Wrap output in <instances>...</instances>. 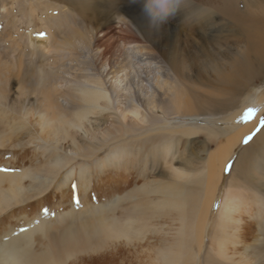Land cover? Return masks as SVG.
I'll use <instances>...</instances> for the list:
<instances>
[{
  "label": "rangeland",
  "instance_id": "374dc122",
  "mask_svg": "<svg viewBox=\"0 0 264 264\" xmlns=\"http://www.w3.org/2000/svg\"><path fill=\"white\" fill-rule=\"evenodd\" d=\"M72 1L79 3L85 0H0V5L4 6L6 11H12L14 14L13 18H6L4 17L6 12L0 11V62L5 63L7 67L6 73L4 72L1 77L3 81L1 91L8 97L9 104L6 106L0 104V139L5 140L0 144V173L8 175V177L12 174H23L25 176L22 183L27 186L32 182L30 174L39 171L46 175V171L54 164V159L59 158V163L62 165L60 173L58 172L56 176L53 175L55 179L52 176V179L46 181L47 188L44 187L41 195L28 200L25 202L26 204L22 203L20 206L17 204L0 211V247L6 239H8L6 242L20 239V234L33 230L44 221H56V219L58 221L59 218L66 215L65 213L70 215H67L68 219L79 220L86 216L91 209L103 203L106 198L112 196L115 188L121 193H125L137 190L146 182L160 183L162 186L164 183H169L178 187V191L186 199L183 213L181 216L178 215L179 219L167 223L168 228H174L172 233L167 236H171L177 242V245L172 247L173 252L170 254L169 264H172L174 256L176 257L174 264H264V252L261 253L264 250V142H262L264 138L255 142L264 134V128L260 125V120L264 119L263 105L255 109L251 119L242 120L246 110L252 107L254 101L252 92L264 90V77L254 79L252 85L248 86V94L241 95L240 102L247 106L246 109L242 110L243 107L240 106L239 108L226 109L222 113L202 112L197 116L189 115L200 111L196 107L197 104L206 103L209 98L216 95L220 96L215 88L217 78L212 71L215 64L222 65V70L227 69L230 75L236 74V79L240 77V71L237 72L240 62V60L238 61L239 53H252L251 45H253L254 37L251 31L255 28L251 26L252 28L248 32L245 30L246 25L238 24L233 19L228 32L223 31V28L219 32H214L218 26H211L210 30L201 28L197 29L196 33L187 35L182 27L185 28L183 24L194 13L182 8L181 3L178 4L177 0L170 2L150 0V4L149 0H123V2L116 0L119 3L117 5L119 10L111 9L110 0H87L102 11L101 16L111 14V23L108 25L104 23L105 20L100 21L94 18L92 23L87 19V27L97 30L96 36L93 39L89 35V39L91 37L90 48L83 43L80 44L81 48L76 49L75 56L71 58L77 57L78 60H71L64 56L68 50L67 44L64 42V35L56 34L53 26L49 24L52 22L50 21L52 18L53 21L56 18L68 21L66 17L68 13L78 16L77 10L70 7ZM248 1L238 0V10L240 12L250 10L256 14L255 17L264 18V0ZM59 4L62 8H58ZM111 11L114 13L113 15ZM166 12L175 14L173 24L169 31L167 30L168 33L161 28L162 26L158 22H155V19L161 21L162 15ZM121 15H124L128 23L131 22L128 26L114 19V16ZM135 20L147 25L154 22L153 29L161 33L164 40L165 36L172 38L174 48L177 47L178 52L182 53L186 59L189 60L191 53L193 56L200 55L199 60H196L200 72L198 73L197 67L194 66L186 70L180 79L172 77L171 81L164 82L166 89L170 87L167 94L170 112L168 114L160 113L163 116L160 118L162 123H157L153 129L150 128L152 130L149 129L150 131H146L145 126L147 123H151L152 119L140 125V130L135 129L125 135L126 128L113 123L111 113L106 112L107 114L98 115L106 117L107 121L103 128L112 130L114 134L112 137H117L116 134H120L119 136L123 138L118 136V139H112L113 141L110 142L100 138L97 140V145L89 146L81 143L83 140H80V132H78L77 144H79V148L76 147L77 144L72 138V135L77 133L73 128L69 129V134L61 133L57 138L53 129L51 131L50 125L57 117V109L48 101L47 97H44L42 90H29L30 86H34L33 84L36 86V83L32 82L34 80L24 84L25 87L23 86L22 80L26 70L33 71L38 65L40 66V63L46 69L52 68L57 71L58 77L53 86L58 85V91L62 89L72 91L70 89L71 82L67 79L74 78V75L90 76L94 71L88 69L89 64L98 70L106 69L107 72L113 69L115 59L124 58L132 48L138 47L136 49L139 51L151 49V43L146 41L140 33H137ZM67 21L65 24H68L69 21ZM69 25L82 31L81 27L74 22ZM126 27L129 28L130 33L126 32ZM202 34L206 37H202ZM201 38H204L206 42H203ZM208 52L213 53L216 60L208 55L202 56ZM34 60L35 62H33ZM33 65L35 66L33 67ZM151 76L156 77L154 70ZM28 92L29 94H27ZM75 92L77 93V91ZM250 92L251 95H249ZM196 94L197 96H195ZM122 96L121 98L124 99L125 95ZM187 99L191 100L190 107L185 105ZM25 101H27L26 104ZM74 101L80 102V100ZM15 106L17 109L13 108ZM261 108L263 110H260ZM71 109H68L67 112L72 115ZM84 111L82 110V112ZM253 121H255V128L251 129V134H245L242 140L234 145L232 153L234 151L235 153L232 154L233 157L228 164L226 162L230 158L224 159L223 157L228 146L227 143H229L228 140L221 141L218 139L220 137L209 136L208 131L203 128L196 129L192 135L183 132L185 128L188 129L191 126H212L225 137L230 133L239 132ZM85 127L88 128V125ZM114 129H119V132L118 130L114 132ZM12 131H16L21 139L8 140ZM161 133H163V137L160 139L162 141L166 140L164 135L168 134L166 142L142 141L147 135H160ZM94 134L101 137L104 132L100 129ZM246 136H252L251 141L247 144L241 143ZM57 139L59 140L56 142ZM252 143L255 144V147L248 154L247 162L242 166L244 171L237 168L234 170L236 157L238 158L239 153ZM126 150H131L132 154L123 153ZM189 156L193 158L191 167L194 172L185 173L190 170V165L186 164ZM212 156H216L217 168L214 173L215 177L209 185L205 174H207L206 165L212 160ZM223 159L224 163L221 169ZM84 166L86 167L83 168ZM175 167L182 169L184 172L182 177H173L172 169ZM81 168L85 171L83 173L87 174V180L81 178ZM71 170L74 173L72 179L68 181L67 185L61 184L64 176ZM27 176H30L29 179L25 178ZM9 184V181L6 180L1 185L7 188ZM82 190L85 191L84 196H82ZM227 190L230 192V197L231 195L235 196V200L239 204L247 205L253 216L249 214L237 215L232 222H229L231 225L226 230V227H220L222 220L218 209L219 199ZM34 191L39 192L38 189ZM165 194L155 189L153 192L141 193L138 197L136 196L141 203L139 207L136 208L131 198L130 201L122 202L123 205L121 203L122 206L125 205V209H119L120 214L121 211L129 212L131 209L140 208L149 215L153 203L158 198H163ZM212 197L215 201H212ZM87 210L89 211L87 212ZM116 212L118 211L116 210ZM124 212L123 214H125ZM135 215L140 214L135 213ZM35 219L38 220L33 225ZM66 221V219L59 221L60 223L53 231L61 234L65 227H77L82 224L78 221H74V223H66ZM205 223L207 236L202 245L201 234ZM193 233L194 240L192 242L189 238ZM77 237L68 240L66 236L62 237L61 235L60 240H64L65 244L55 245L52 238L44 236L39 231H34L31 240L33 245L30 246L29 242L25 244V251L29 249L30 251H27L28 257L24 258L30 260L29 258L32 259L36 254H44L47 256L45 262L49 261L46 264H150L146 260L149 250H142L143 246H147V241L140 239L128 241L125 236L109 239L102 233L97 234L91 240H85L83 234H79ZM222 242L225 243L224 248L220 246ZM259 254H262V258L258 259Z\"/></svg>",
  "mask_w": 264,
  "mask_h": 264
},
{
  "label": "bare ground",
  "instance_id": "6f19581e",
  "mask_svg": "<svg viewBox=\"0 0 264 264\" xmlns=\"http://www.w3.org/2000/svg\"><path fill=\"white\" fill-rule=\"evenodd\" d=\"M117 1L110 0L111 2L110 5L112 10L120 9L117 6L119 4ZM168 1L170 2L171 0H167V2ZM237 1L238 0H181L180 2L182 8L186 9V11H190L194 13V15H190L186 20L185 24H183L185 25V28L182 27V29L185 30L187 35L196 33L197 29H201V28L209 29L211 28V26H218L215 28L214 32H219L220 29L222 28L223 31L228 32L230 31L229 26L232 24L233 19L236 20L238 24L246 25L245 30L248 32H250L249 30L250 28H252L251 26L255 28V30L251 31L253 32V37H254L253 45H251L252 53L249 52L239 53L238 61L240 60V62L237 66V72L240 71L239 73L240 77L238 79H236L237 78L236 74L230 75L227 72V69L222 70L221 68L222 65L215 64L212 67V71L216 75L215 78H217L215 84V88L217 89L216 92L220 96H225V95L227 96L222 98L216 95L215 97L209 98L206 103L197 104L196 107L200 111L198 113L195 112L189 114L191 116H195V115L197 116L199 113L202 112H206L210 114H212L213 112L222 113L226 109H231L233 107L239 108L240 106L243 107L242 110L246 109L247 106H244V104L240 102L241 95H245L247 93L249 89L248 86L252 85L254 79H256L257 77H262V76L264 77V18L255 17L256 14L254 12H250V10L245 12H240L237 7ZM246 2L249 1L246 0ZM57 6L58 8H62L61 4ZM0 7H1L0 11L6 12L4 17L6 18L14 17L12 11H6L4 6L2 7L0 5ZM70 7L77 10L76 12H78V16L68 13L66 17L69 22L67 20L61 21L58 18L54 19L53 21L52 18L50 20L52 22L49 25L53 26V29L56 34L62 33L64 35V42L67 44L66 46L68 49L65 53L66 55L64 56L66 58L71 59L76 54L75 50L81 48L80 44L83 43L85 44V46L90 48L89 40L91 39V37H93L94 39V37L96 36L97 30L87 27L88 26L86 23L87 19L88 21H92L93 18L98 19L100 21L105 20L104 23L105 24L107 23L109 25L111 23L110 22L111 14L109 16H101L102 11L98 10L97 6L93 5L91 1H87V0L79 3L72 1ZM93 9L94 11H92ZM263 11H264V5H263ZM111 13L112 15L114 14L112 11ZM117 13L120 14L119 12ZM174 17L175 14L173 12L171 13L166 12L165 14L162 15L161 21L155 19V22H158V24L162 26L161 28L168 33L170 26H172L173 24L172 21L174 20ZM114 19L119 22H123L127 26L128 24L131 23V22L130 23L127 22L124 15L114 16ZM66 21L68 22V24H65ZM135 21L137 22L136 23L137 25L135 24L137 33H140L146 39V41L151 43V49L149 50L146 49L145 51H139L138 49H136L138 47L132 48L130 52L126 53V56L124 53V56L126 58L124 57L119 60L115 59L114 60L115 64L113 65V69H110V71L108 70L107 72L106 69L98 70L95 68V66L89 64L88 69L94 71L90 76L74 75L73 76L74 78L67 79V81L69 80V82H71L70 89L72 91H69L67 89H62L61 91H58L59 89L58 85L53 86L54 83L56 84L58 77H57V71H55L52 68L46 69L42 67L43 65L41 66L40 63V66L37 64L38 65L37 68L36 69L34 68L33 71L30 69L26 70L24 78L22 80L23 86L25 87L26 85L24 84H26L27 82H31V80H34L32 82L36 83V86L35 84H33L34 86L33 87L30 86L29 90L30 91L35 89L36 90L40 89V91L42 90L41 92L42 94H44V97H47L48 101H50L57 109V117L50 124L51 131L53 129V133L56 134L57 138L60 137L61 133L69 134L70 133L69 129L73 128L75 129V132H77L74 133V135H72V138L76 144L78 143L77 140L79 139V137L80 140L81 139L83 140L81 142L82 144H88L89 146L97 145V140L100 138L104 141L109 140V142L113 141L112 139L115 138L118 139V136L120 134L119 135L116 134L117 137H112L114 136L113 131L112 130L110 131V129L108 128H103V125H105L107 121L106 117L104 116L100 117L98 115L102 113L104 114L106 112L111 113L113 123L123 125L126 128V130L124 128L125 135L126 134L128 135V132H133L135 129L140 130L141 129L140 125H143L147 123L146 121L152 119L151 123L149 124L147 123L145 126L146 127L145 130L150 131L153 129L154 125H156L159 122L162 123L161 121L162 119H160L163 117L161 115L162 113L168 114L170 112V106L168 105V101H167L168 89H170V87L166 89L167 87L164 82L167 80L171 81L172 77L175 78L179 77L180 79V77L184 76L186 70L194 66L197 67L196 68L197 72L198 73L200 72V69L198 68V62L196 61L197 59L199 60L200 55L195 54L193 56L191 53L189 56V60L186 59L182 53L178 52L179 49H176L177 47L174 48V40L172 38L165 36V40H164L161 37V33L153 29L152 25L154 24V22H151L152 24L147 25L140 23L137 20ZM72 22L76 23V25L81 27L83 32L81 30H78L76 27L69 25ZM257 25L258 28H256ZM128 30L129 28L126 27V32ZM89 35L91 36L90 39H89ZM202 37H206V36L202 34ZM201 39L203 42H206L204 38ZM192 44L195 45L194 42H192ZM202 46L206 47L204 44H202ZM88 52H90V49H88ZM205 55H208L212 59L216 60L215 55L211 52H208L207 54H203L202 56L205 57ZM76 58L74 57L75 60H78ZM33 62H35V60ZM34 66L35 65H33V67ZM6 69H7L6 64L0 62V104H2L3 106L9 105L8 97L1 91V87L3 86V81L1 77L3 76V73L6 71ZM153 70L156 73L155 78L154 76H151ZM30 76L32 77L29 78ZM75 91H77V93L79 94H77ZM27 94H29V92ZM122 95H125L124 99L121 98ZM249 95H251V92L249 93ZM252 95L254 97V101L251 109L255 110L260 105H263L264 107L263 104L264 90L257 91L255 93L252 92ZM195 96H197V94ZM74 100H80V102L76 103ZM26 102L27 101H25L24 103L26 104ZM185 105L186 107H190L192 105L191 100L187 99L185 101ZM15 107L13 108L17 109V107L16 108ZM68 109H71L73 111L72 115L67 112ZM82 110L85 111L82 112ZM260 110L263 109L261 108ZM254 122L255 121L249 123L247 127L241 129L239 132L236 133L232 132L233 134L230 133L228 136L226 135L225 137H223L222 136L223 134H220L219 131L212 126H207V127L191 126L188 129L185 128L183 132L188 135L190 134L192 135L196 132V129L203 128L208 131L207 133L209 136L215 135L217 138L220 137L218 139L221 141H223V139L228 140L229 141V143H227L228 146L225 152L223 153L224 159L226 157L230 158L226 162V164H228L235 153V151L232 153V150L234 149L233 147H235L234 145H236L238 141H241L242 137L245 134H251L252 132L251 129L255 128ZM85 125H88V128H86ZM100 129L104 132V134H101V137H99L98 134H94ZM93 130H97V131H93ZM117 130L119 132V129H116L114 132H117ZM78 132H80L79 137L77 135ZM162 134L163 133H161L160 135H147L146 138H144L142 141L144 142L153 141L154 143H157V141L161 142L162 140L160 139H162L163 137ZM120 137L121 136H119V138ZM164 137L166 138V140L162 142H166L168 140V134L166 133ZM245 138L241 143L244 142ZM262 138H264V134H262L259 137V139L255 142L260 141ZM20 139H21L20 135L17 134L16 131L14 132L12 131L8 140H20ZM58 140L59 139H57L56 142ZM4 141L5 140L0 139V144H2V142L4 143ZM78 145L79 144H77L76 146L77 148H79ZM254 147L255 144L252 143L251 145H247L246 149L241 153H239L238 158L236 157L234 170L237 168V169H241V171H244L242 166L245 162H247L246 159L248 157V154L251 153V150L254 149ZM125 152H127L128 155L132 154L131 150L123 151V153ZM75 153H77V151H75ZM211 159L212 160H210L206 165L207 174H205V177L208 178L209 185L212 183V179H214L215 177L214 173L217 168V165L215 164L216 156H212ZM224 159L221 163V169L223 168ZM54 161H55L54 164L46 171V175L41 174V172L39 171L30 174L32 182L29 183L30 185L27 186H25L22 183L23 178L25 176L23 174H16V175L12 174V176L8 177V175L5 176L3 175V173H0V211L11 208L12 206H15L17 204L20 206V204L25 203L28 200L37 197V195H41L43 189H45L44 187L46 186L45 185L46 181L52 179L51 177L53 175L56 176L58 172L62 169L61 168L62 165L61 163H59V158L54 159ZM192 163H193V158L192 156H189V158L186 161V164L190 165L189 168L190 170L185 173L194 172L193 168L191 167ZM85 167L86 166H84L83 168ZM83 172L85 171H83L82 169L81 178L87 180L88 176ZM183 173L184 172L182 171L181 168L175 167L172 169L173 177H178V176L182 177ZM73 174H74L73 170L69 171L62 179L61 184L67 185L68 181L72 179L71 177H73L72 176ZM55 176H53V179H55L54 178ZM29 177L27 176L25 178L29 179ZM6 180L9 181L10 184L9 187L4 188L1 184ZM177 188L178 187L173 186L172 184L169 183H164L162 186L160 183L155 184L153 182L151 183L146 182L142 184L140 188H138L133 192L121 193L120 191H118L117 188H115V190L112 192V196L106 198V200L103 203H101L99 206H96L94 209H91L86 216H83L79 220H77L78 223L82 222V224H79L77 227L76 226L65 227L63 228L64 230H62L61 234L53 231L57 226V224L61 222V220L66 219L67 220L66 223L68 222L74 223V221H76L73 219H68L67 218L68 213H65L66 215H63L62 218H59L58 221L57 219L56 221H52V220L44 221L33 230L20 234V239L12 240L10 242H6V240L8 239L6 240L4 239L5 240L3 242L4 244H2L0 247V264L48 263L49 261L45 262L47 256L44 254H36L35 256H33L32 259L29 258L30 260H25L24 258L25 256L28 255L27 251H30V249L25 251L24 249L25 244L29 242L28 244L30 246L33 245L31 240L34 231H39L44 236L49 237L50 239L52 238V242L55 245L65 244L63 242L64 240H60L61 235L62 237L66 236L68 240L78 238L77 236L79 234H83L85 240H91L97 234L100 235V233L104 234L109 239L119 238L121 236L122 237L125 236L126 239L128 238V241L140 239L141 241H147L146 244L147 246H143L142 250L144 251L149 250L148 254H146L147 255L146 260H148L150 264H169L170 254H172L173 252L172 247L174 245H177V242L171 236L169 237L167 236L169 233H172L171 231H173L174 229L171 227L168 228L167 223L168 222L172 223L171 221L179 219L178 217L181 216L183 213L184 203L186 200L182 196L181 192L178 191ZM37 189L39 190V192L34 191ZM153 189L159 190V192L166 194L163 198H158L153 203V205L150 207L149 215L144 213L143 210H141L140 208L135 210L131 209L129 210V212L121 211L120 214L119 209H125V205L122 206L124 204L122 202L130 201V199L132 198L137 208L141 204L137 198L139 194L151 192V191L153 192ZM82 193H83L82 196H84L85 191L82 190ZM235 199H236L235 196L231 195L230 197L229 190H227L226 193L222 196V198L219 199L220 203H219L218 212L220 213V219L222 220L220 227L222 228L226 227V230L227 227H230L231 225L229 222H232L237 215L249 214L250 216H253L251 209H249L247 205L242 206V204H239V202H237V200ZM213 200L214 197H212V201ZM116 210L118 212H116ZM88 211L89 210H87V212ZM123 212L125 214H123ZM135 213H139L140 215L136 216ZM72 218L74 217L72 216ZM237 218L240 219V217ZM37 220L38 219L33 220V225L37 223ZM202 230L203 231L201 236H202V245H203L204 239L207 236L206 223ZM193 235L194 233L189 238L192 242L194 240ZM224 245L225 243L223 242L220 244L222 248H224ZM263 252L264 250L261 253ZM259 255L257 258L258 259L259 257L262 258L261 256L262 254ZM175 258H176L175 256L172 258V264L176 262Z\"/></svg>",
  "mask_w": 264,
  "mask_h": 264
},
{
  "label": "snow or ice",
  "instance_id": "6c2138e0",
  "mask_svg": "<svg viewBox=\"0 0 264 264\" xmlns=\"http://www.w3.org/2000/svg\"><path fill=\"white\" fill-rule=\"evenodd\" d=\"M254 113H255L254 109H251V108L247 109L245 114H244V116L242 117V120L246 121V120L251 119V117L254 115ZM260 125H261L262 128H264V119L260 120ZM251 139H252V136L246 137L245 140H244V143L245 144L249 143L251 141Z\"/></svg>",
  "mask_w": 264,
  "mask_h": 264
},
{
  "label": "clouds",
  "instance_id": "9594fccd",
  "mask_svg": "<svg viewBox=\"0 0 264 264\" xmlns=\"http://www.w3.org/2000/svg\"><path fill=\"white\" fill-rule=\"evenodd\" d=\"M181 2V0H177V3L179 4ZM149 4H150V0H149Z\"/></svg>",
  "mask_w": 264,
  "mask_h": 264
}]
</instances>
